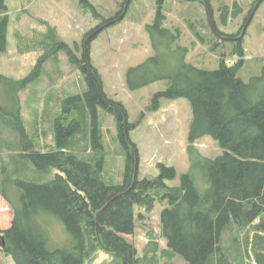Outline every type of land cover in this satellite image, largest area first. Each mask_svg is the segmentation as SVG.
<instances>
[{
    "label": "trees",
    "instance_id": "trees-1",
    "mask_svg": "<svg viewBox=\"0 0 264 264\" xmlns=\"http://www.w3.org/2000/svg\"><path fill=\"white\" fill-rule=\"evenodd\" d=\"M181 1L190 2L191 20L186 21L194 36L213 45L214 51L221 47L217 68L200 69L187 63L189 50L181 47L175 53L183 58L172 67L166 55L182 34L179 30L173 34L167 27L166 0H157L154 23L147 25L156 54L128 72V86L135 90L168 81V89L156 94L153 110L163 98L190 102V141L210 136L223 149L216 159H200L203 185L189 172L179 186H169L177 171L163 164L158 177L139 179L137 146L130 136L136 126L129 122L124 104L106 94L101 75L91 63V44L105 28L127 18L126 12L119 21L130 1L116 17L104 19L86 34L82 57L77 44L73 49L48 26L32 39V45L18 41L22 53H41L28 76L14 81L19 94L32 84L50 80L51 92L44 100L42 116L37 115L35 133L29 135L20 110L15 119H9L0 108V196L13 212L11 227L0 229V237L3 253L15 264H93L102 250L110 255L105 264H179V258L183 264H264V68L249 82L241 78L247 57L245 32L234 39L212 19L213 3L224 0ZM263 3L257 0L246 26ZM80 4L95 10L89 0ZM194 5L209 12L212 38L202 33L200 20H194ZM240 11H234L233 17ZM220 12L226 26L229 6L222 3ZM9 20V7L0 0V55L8 48ZM63 53L70 69L79 74L82 90L77 94L58 91L56 79L46 68L52 62V68L58 67ZM230 59L235 62L229 63ZM135 76L146 79L135 84ZM100 110L116 123V140L125 157L120 184L110 183L105 175ZM5 129L15 134L14 141ZM23 141L22 152L11 151ZM156 202L166 203L160 213V233L149 232L140 255L127 238L137 230L135 207L150 213ZM53 220L64 225L70 245L51 247L48 227ZM161 240L166 241L165 249Z\"/></svg>",
    "mask_w": 264,
    "mask_h": 264
},
{
    "label": "rangeland",
    "instance_id": "rangeland-1",
    "mask_svg": "<svg viewBox=\"0 0 264 264\" xmlns=\"http://www.w3.org/2000/svg\"><path fill=\"white\" fill-rule=\"evenodd\" d=\"M89 1L95 10L85 8L80 4V0H5L9 7L10 20L8 48L0 55V108L9 119H15L20 110L30 136L35 133L37 115L43 114L44 100L51 92V86L50 80L45 79L39 84L30 85L26 91L19 94L14 81L23 80L28 76L37 65L41 53H22L18 41L22 40L25 46L32 45V39L51 26L73 49L77 44V54L82 57L86 34L103 24L104 19L116 17L124 10V4L128 0ZM156 2L157 0H130L127 18L117 25L105 28L91 44V63L101 75L106 94L124 104L129 122L136 126L130 136L137 146L139 179L158 177L160 165L163 164L177 171V178L167 182L169 186H179L182 176L189 172L195 175L199 186H202L200 159H216L223 153V149L219 142L210 136L202 137L195 143L190 141L193 118L190 102L185 98L175 100L163 98L159 108L153 110L156 94L168 89V81H156L135 90H130L128 86V72L132 68L141 66L156 54L151 35L147 31V25L153 24L155 20ZM256 2L257 0H224L222 3L229 6L226 26L223 25L220 12L222 3L214 2L212 5L213 23L215 22L221 32L235 35L234 39L238 37L236 35H242L245 32L247 57L246 64L240 73L245 82L259 76L264 68V3L256 10L251 22L245 25ZM189 3L184 4L181 0H166L167 27L173 34H177L178 30L182 34L181 40L176 46H172L169 53L167 52L166 58L172 67L179 66L177 64L179 58L183 56L175 52L181 47L189 50L185 59L187 63L200 69L214 70L218 65L221 47L214 51L213 45L204 44L194 36L190 23L186 21L191 20L188 13ZM239 10H241L239 15L233 17L234 11L238 13ZM191 13L196 14L197 18L194 20H200L201 23L198 25H203L202 33L212 38L214 28L210 25L212 20L211 23L209 22V12L203 6L194 5ZM162 47L165 46L162 45ZM228 62L234 63L235 59H230ZM52 64L54 65L53 62L47 64L46 68L49 67L50 74L56 79L55 87L58 91L66 90L77 94L82 90L79 74L68 66L66 54H61L58 67L52 68L54 67ZM158 72L156 69V73ZM145 79L146 77L142 78V76L132 78L135 84ZM17 96L20 98L17 99ZM100 114L106 153L105 175L110 183L120 184L123 182L125 157L116 140V123L111 115H105L102 110ZM5 132L14 141L15 134L6 129ZM51 141L52 137H49V142ZM24 145L26 143L23 141L18 149L12 147L11 151L20 152ZM164 207L166 203L156 202L150 213L143 207H135L137 230L134 236L127 238L136 245L140 255L148 244L149 232L159 235L160 213ZM141 214L144 219H140ZM12 221V209L0 196V229L10 228ZM48 230L52 248L70 245L69 236L61 222L51 221ZM160 244L163 249L166 248V241L161 240ZM2 246L0 237V264H15L11 257L3 253ZM109 260L110 255L102 250L93 264H105ZM177 261L179 264L184 263L180 258Z\"/></svg>",
    "mask_w": 264,
    "mask_h": 264
},
{
    "label": "water",
    "instance_id": "water-1",
    "mask_svg": "<svg viewBox=\"0 0 264 264\" xmlns=\"http://www.w3.org/2000/svg\"><path fill=\"white\" fill-rule=\"evenodd\" d=\"M129 1H130V0H129ZM260 3H261V2H259V3L256 5V9H257V7L259 6V4H260ZM127 7H128V5L126 6V8H125V11H124L123 15L119 17V21H120V20H122V19L124 18V16L126 15V12H127ZM86 45H87V43H86Z\"/></svg>",
    "mask_w": 264,
    "mask_h": 264
}]
</instances>
